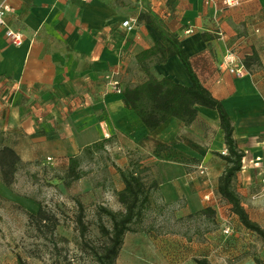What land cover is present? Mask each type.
Wrapping results in <instances>:
<instances>
[{"label": "crops", "instance_id": "crops-1", "mask_svg": "<svg viewBox=\"0 0 264 264\" xmlns=\"http://www.w3.org/2000/svg\"><path fill=\"white\" fill-rule=\"evenodd\" d=\"M8 2L14 11L0 28V144L13 147L23 166L80 158L94 143L104 141L108 148L110 140H116L112 148L121 167L135 158L143 165L161 167L159 192L166 200L184 196L200 206L210 194L209 184L218 192L227 146L217 111L198 105L193 123L170 117L148 130L125 106L122 91L110 83L113 72L120 89L147 80L137 55L161 38L155 28L138 20L148 10L179 36L200 78L225 105L245 152L236 190L242 199L251 196L264 174V76L253 69L258 61L243 76L232 73L222 61L227 48H234L243 60L257 50L253 38L239 27L264 11V0H243L241 6L223 7L217 14L203 0ZM128 19L136 22L132 30L122 25ZM7 27L23 34L21 45L9 40ZM148 62L157 78L168 76L191 85L177 56L162 63L156 57ZM193 166L206 170L200 174L191 170ZM24 197L32 201L25 202ZM0 200L13 205L7 212L13 220L19 210L27 217L26 212L39 209L37 198L13 191L1 178ZM10 259L0 255V264H12Z\"/></svg>", "mask_w": 264, "mask_h": 264}, {"label": "rangeland", "instance_id": "rangeland-1", "mask_svg": "<svg viewBox=\"0 0 264 264\" xmlns=\"http://www.w3.org/2000/svg\"><path fill=\"white\" fill-rule=\"evenodd\" d=\"M239 28L242 34L253 38L262 57L253 69L264 76V11ZM110 141L108 148L104 145L95 154L88 155L85 150L80 157L84 175L71 183L66 177L67 160L50 161L53 163L44 166L36 163L21 166L13 191L34 196L54 210L60 225L53 238L40 237L28 225V216L22 210L13 220V215L7 214L13 205L0 200V255L11 258L12 264H18L17 255L29 264H98L92 247H100L105 241L99 230V209L101 206L122 209L117 196L124 186L121 170L133 169L140 172L148 186L156 182L157 187L152 190L151 206L143 220L133 225L135 231L126 234L117 264H200L197 260L203 258L211 264H264V239L240 224L216 187L209 184L210 199L203 197L200 206L184 196L168 201L159 192L161 167L143 165L136 158L129 160V166L121 167L117 151L112 148L116 140ZM202 169L191 167L200 174ZM249 195L241 200L251 218L264 228V174ZM29 199L24 197L23 201ZM79 202L88 225L86 237L80 235L77 225ZM208 206L215 210L213 216L195 213ZM103 220L110 225L108 218ZM226 226L231 229L229 233L224 231Z\"/></svg>", "mask_w": 264, "mask_h": 264}, {"label": "trees", "instance_id": "trees-1", "mask_svg": "<svg viewBox=\"0 0 264 264\" xmlns=\"http://www.w3.org/2000/svg\"><path fill=\"white\" fill-rule=\"evenodd\" d=\"M138 20L155 28L161 38L151 48L143 50L137 55L139 67L147 73L148 78L142 83L125 85L122 89L125 106L135 111L148 130L156 129L170 117H175L189 125L197 119L198 105L216 110L228 150L227 154H222L226 166L219 178L218 193L231 205L232 211L241 224L264 239V228L251 218L235 188V181L242 169L245 152L240 148L235 138V126L225 105L204 84L194 68L191 58L186 54L179 36L169 30L162 18L145 10L140 13ZM172 56H177L184 64L191 79V85L187 86L176 82L168 76L157 78L151 73L149 59L156 57L157 62L162 63ZM243 61L245 67L250 68L253 62H259L258 53L254 51ZM104 145V141L96 142L86 148V151L92 153L93 148L100 150ZM22 165L23 162L16 150L1 143L0 178L5 185L13 186ZM83 175L79 156L70 157L66 173L67 182L71 183ZM121 177L124 188L117 192V196L122 209L113 210L104 206L99 209V230L105 237V241L100 247H92V253L98 264H117L126 234L129 231H135L133 225L143 220L151 206L152 190L157 187L156 182L148 186L140 172L133 169H122ZM79 208L77 225L80 235L86 237L88 225L84 220V207L81 202H79ZM26 213L28 225L37 232L38 236L53 238L56 235L60 219L54 210L39 202L37 212L28 211ZM195 213L213 216L215 210L208 206ZM104 217L108 218L110 225L104 222ZM17 261L18 264H29L20 255H17ZM197 261L200 264H211L207 258ZM66 264H71V262Z\"/></svg>", "mask_w": 264, "mask_h": 264}, {"label": "built area", "instance_id": "built-area-1", "mask_svg": "<svg viewBox=\"0 0 264 264\" xmlns=\"http://www.w3.org/2000/svg\"><path fill=\"white\" fill-rule=\"evenodd\" d=\"M206 5L213 6L215 9V13L217 14L223 7L232 8L239 7L242 5L243 0H203ZM14 8L10 5L8 0H2L0 2V28L6 26V16L13 12ZM134 20H125L122 25L125 26L128 30H132L135 26ZM192 30H188L187 32H191ZM6 36L9 40L15 45H21L23 43V34L21 32L15 31L9 27L5 30ZM222 31L219 30V35H221ZM222 64L226 66L232 73L237 76H243L247 72V68L244 65V61L241 56L235 51L234 48H227L224 54V58ZM117 72H113L110 75V83L113 85L114 89L118 92H121L122 89L118 87V80L116 78ZM228 150L225 149L222 154H227ZM202 173L205 172V168L202 167ZM206 199H210V194L206 195ZM230 227L226 226L224 228L225 233L230 232Z\"/></svg>", "mask_w": 264, "mask_h": 264}]
</instances>
